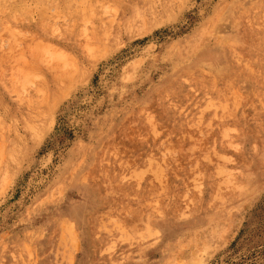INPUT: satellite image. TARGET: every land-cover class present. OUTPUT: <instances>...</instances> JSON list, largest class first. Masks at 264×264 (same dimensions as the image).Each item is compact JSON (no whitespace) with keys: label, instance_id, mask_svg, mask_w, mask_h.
Segmentation results:
<instances>
[{"label":"rangeland","instance_id":"1","mask_svg":"<svg viewBox=\"0 0 264 264\" xmlns=\"http://www.w3.org/2000/svg\"><path fill=\"white\" fill-rule=\"evenodd\" d=\"M250 4L264 14V0H0V264H264V156L249 124L264 107L248 83L262 88L263 63L230 83L240 104L221 122L245 133L236 146L215 128L202 148L190 126L171 138L208 157L222 148L235 169L247 163L226 195L201 182L181 213L168 187L155 215L150 179L134 163L113 177L135 186L125 197L102 185L130 153L129 134L170 113L157 102L177 99L173 84L214 85L227 73L235 18ZM25 76L19 98L10 83ZM252 134L264 139V129ZM107 219L120 224L110 230Z\"/></svg>","mask_w":264,"mask_h":264},{"label":"bare ground","instance_id":"2","mask_svg":"<svg viewBox=\"0 0 264 264\" xmlns=\"http://www.w3.org/2000/svg\"><path fill=\"white\" fill-rule=\"evenodd\" d=\"M250 8H251V4L249 7H247L246 11L244 10L242 13H240L241 15L239 14V16L235 18V23L239 24L241 28V36L240 39H235V38L231 39L232 41L230 42V46H229L231 51L230 53H227L228 56L226 57L227 59L225 60L230 65L229 70L226 71L228 75L224 76V74L227 73L222 74V76L218 79L219 82H216V84L214 85H211L208 79H204V78L200 79L198 75H197L198 79L200 80L196 82L192 81L191 83L188 84L186 88L179 87L177 83L173 84L167 92L175 94L177 96V99L173 101L160 100L159 102H157L158 107L161 109V111L167 110L170 111V113H167V115L163 114L164 118L159 120L157 119L154 120L152 117H150L152 120H150V118L149 120H147L146 117L145 118V120H147L146 122L148 123L149 121V124L147 126L148 129H144L143 126H141L140 124L141 132L133 131L132 134H129L131 135V139L133 141V147L130 148L131 149L130 153L127 154L126 156L127 158L125 160L123 158L122 160H118L115 157L117 156L114 154L116 153L115 151L111 153L113 157H115L114 158L115 162L110 165V170L108 171L109 175L103 179L102 185L104 187H107L109 192H111L110 190H113V195L114 194L118 195L123 193L124 196L123 195L122 196L125 197V195L128 194L127 192H129L132 189L133 190L135 189V186H133V184L122 183V182L118 183V181L113 180L114 175L117 174V172L120 173L119 171H122V169L125 168L128 163H134L135 166L137 165L136 167H138V169L136 170L135 173L136 177L137 176L149 177L152 191L155 192L154 194L155 203H152L155 204V206H153V211L155 215L160 213V206L156 204L158 200L157 197L159 196L160 192L163 193L164 191L163 189L165 188L168 187L171 188L173 194H175L176 202L173 205L174 206L173 209L181 210L182 208L186 207L187 203H190L189 201H191L193 197H195L194 190H196L195 188H197V186L201 184V182H206L208 184L210 189V194L213 198L218 196L219 192L224 193V195H226L227 191H225L224 189L227 188V185L236 184L238 182V180H236V176L234 175H236V173H242L243 171H245V169L248 167L247 163L240 162L243 163L242 166L238 167L239 169H235L232 166L230 167L224 165L226 162L225 159L226 158L228 159V157H226L225 152L223 151L222 148L215 149L214 153L212 152L213 150L211 149L212 156L209 155L208 157V154H206L208 151L194 152L193 150H191L192 152H190L189 149V152H186L184 150L187 149L184 148H182L184 150L180 149L179 139L171 140V138L176 132L187 129L190 126L189 128L190 134L188 135L186 134V137L191 139V141H193L194 147L202 148L204 143L203 140L204 131L206 134H208L209 129L212 130L213 128H215L214 129L215 131L226 132V136L228 138V146L234 147L238 144L239 139L245 135V133H242L241 131L238 130L237 126L228 123H223L221 122V120L224 119L225 117L229 118L232 112L230 111L232 110L231 108H233L232 106L237 107V105L240 104L239 102L237 103L238 100H236L238 98L236 96L235 88H231L230 83L231 84L236 83L238 85L244 84L245 81L243 76L245 74H242V72L248 75H254L256 70L258 69V64L260 63L264 64V14L253 15L250 11ZM10 30L11 29H9L8 31ZM243 62H245L246 64L245 66L248 69H245V66H243ZM207 76L209 77V75ZM260 76L263 79V82H261V84H263L261 89L258 88L254 89V87H252V85L250 84L251 81H248V83H249V90H252V92H254L257 95L258 102H256V105L264 107V68H263V72L260 73ZM229 79L230 82L228 81ZM214 81H216V79ZM28 82L29 80L26 76L18 78L16 81L10 83L9 92H14L15 94L18 95L19 98L23 97L22 95L23 90L26 89L25 87L28 85ZM33 100H31V102H34ZM229 103L231 104V107L230 110L228 111ZM263 122H264V109L263 111H258L256 120L254 122L249 123L252 127V133L256 131L259 132V130L260 131L263 130L264 129V126L262 125ZM252 133L250 134V136H252L251 138L256 139L254 140L255 142L252 141L253 150H254L253 152H256V154L259 157H263L264 139L262 137L261 138L253 137L254 134ZM126 134H123L122 136L123 137L127 136ZM183 134H181L182 135L181 137H184ZM117 135H119V133ZM192 135H194V137H192ZM219 135L221 136V134ZM115 140L117 139L115 138ZM121 140L119 138V141ZM115 142L113 141V143ZM143 143H146L147 145V148L145 150L141 149V145ZM213 143L214 141L212 138V144ZM224 144L227 145V142ZM211 148H213V145L211 146ZM237 148L238 147H236V149ZM124 150L122 152L127 153L126 152L127 149L125 150V152ZM218 159L221 160L222 162L217 161ZM169 165L172 167L171 170H167ZM131 171L133 172V169ZM131 175L134 176V173H132ZM125 178H127V176ZM125 178L123 177V179ZM154 195L151 196L153 197ZM198 195H200L199 192ZM149 201H147L148 204ZM147 202L144 201V203L146 204ZM148 204L147 206H149L151 203L149 205ZM150 210H152V208H150ZM182 210L184 211L187 209H182ZM182 210L181 213L183 212ZM134 212L139 214L136 211ZM148 215L147 216L145 215L146 219H148L147 218ZM179 215L180 216L178 218L180 219L182 215L181 214ZM159 216H161V214H159ZM150 217L151 216H149V218ZM107 220L108 221L106 222H108L107 224L109 225L108 228L112 230V226L110 228V224L114 225L113 222H115V220L114 221L110 219ZM115 224H120V223L115 222ZM145 229L147 230L149 228L146 227ZM151 230L152 232H154L153 229ZM143 231L145 234L150 230L148 231L143 230ZM144 234L142 232V235ZM95 235L97 236L98 234Z\"/></svg>","mask_w":264,"mask_h":264}]
</instances>
